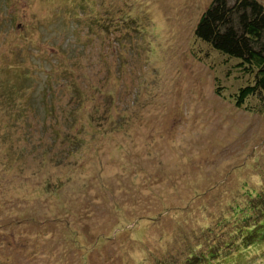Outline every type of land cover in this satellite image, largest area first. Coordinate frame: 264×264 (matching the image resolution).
<instances>
[{"label":"rangeland","instance_id":"rangeland-1","mask_svg":"<svg viewBox=\"0 0 264 264\" xmlns=\"http://www.w3.org/2000/svg\"><path fill=\"white\" fill-rule=\"evenodd\" d=\"M210 1L0 0V264H264V112Z\"/></svg>","mask_w":264,"mask_h":264},{"label":"trees","instance_id":"trees-1","mask_svg":"<svg viewBox=\"0 0 264 264\" xmlns=\"http://www.w3.org/2000/svg\"><path fill=\"white\" fill-rule=\"evenodd\" d=\"M194 36L216 51L229 70L238 72L242 83L233 92L235 104L263 113L264 3L211 0L196 22Z\"/></svg>","mask_w":264,"mask_h":264}]
</instances>
